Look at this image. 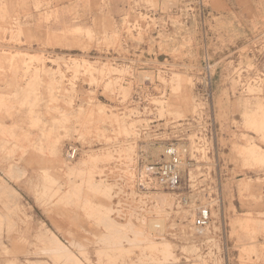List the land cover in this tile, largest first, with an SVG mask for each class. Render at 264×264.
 <instances>
[{"label": "rangeland", "instance_id": "rangeland-1", "mask_svg": "<svg viewBox=\"0 0 264 264\" xmlns=\"http://www.w3.org/2000/svg\"><path fill=\"white\" fill-rule=\"evenodd\" d=\"M183 142L204 229L136 185ZM0 217V264H264V0H0Z\"/></svg>", "mask_w": 264, "mask_h": 264}, {"label": "built area", "instance_id": "built-area-1", "mask_svg": "<svg viewBox=\"0 0 264 264\" xmlns=\"http://www.w3.org/2000/svg\"><path fill=\"white\" fill-rule=\"evenodd\" d=\"M151 80V77H147L145 82L150 84ZM211 80L212 74L196 81V87L194 86V89L197 97L201 99L209 97L212 99L213 92ZM202 104L203 107L199 109V116L194 115L193 118L195 119H189L179 124L182 133H188L193 125L197 124V120L201 122L204 117H206V110L210 109L205 103L202 102ZM198 132H200V129ZM200 137H202V135ZM189 155L192 156V151L189 153V147L186 142L164 146L158 160H154L147 153L146 155L143 154L139 159L141 167L136 185L141 192L146 194L153 192H167L174 194L176 197L175 205L177 206V209H189L188 211L191 213L190 220L192 221V227L196 229H204L211 224V209L208 206H202V204L199 206V202L197 203L195 198L197 195V193L195 194V190H192L191 185L185 187L184 164H187V157H189ZM193 206H195V208Z\"/></svg>", "mask_w": 264, "mask_h": 264}, {"label": "bare ground", "instance_id": "bare-ground-1", "mask_svg": "<svg viewBox=\"0 0 264 264\" xmlns=\"http://www.w3.org/2000/svg\"><path fill=\"white\" fill-rule=\"evenodd\" d=\"M174 1H175V0H174ZM168 5H169V4H168ZM142 79H143V78H142ZM216 105H217V104H216ZM12 112H13V111H12ZM23 113H24V112H23ZM23 115H24V114H23ZM23 117H24V116H23ZM23 117L21 116V118H23ZM34 117H35V116H34ZM19 118H20V117H19ZM26 119H27V117H26ZM35 120H36V119H35ZM17 123H18V122H17ZM25 123H26V122H25ZM20 124H21V123H20ZM5 127H6V126H5ZM36 145H37V144H36ZM160 156H161V155H160ZM132 168H133V167H132ZM132 170H133V169H132ZM134 170H135V169H134ZM133 172H134V171H133ZM130 174H132V173H130ZM128 180H129V179H128ZM132 181H133V179H132ZM54 183H55V182H54ZM6 184H7V183H6ZM93 185H94V184H93ZM55 187H56V185H55ZM132 187H133V186H132ZM91 189L93 190V188H91ZM58 193H60V192H58ZM166 193H167V192H159V193H154V192H153V193H151V194H153L154 196H156V195H159V196H160V195H163V196L161 197L160 200L158 199V201H162V202H164V203H167V202L169 201V199L167 198V196L164 195V194H166ZM73 194H75V193H73ZM168 194H170V193H168ZM9 195H10V194H9ZM157 197H158V196H157ZM59 200H60V199H59ZM158 201H157V202H158ZM162 202H161V203H162ZM159 203H160V202H159ZM65 204H66V203H65ZM10 208H11V207H10ZM8 210H10V209L8 208ZM211 217H212V214H211ZM0 218H1V217H0ZM2 220H3V219H2ZM191 222H192V221H191ZM2 225H3V224H2ZM2 225H1V226H2ZM2 227H3V226H2ZM45 233H46V232H45ZM49 233H50V232H49ZM49 236H50V235H49ZM52 236H53V235H52ZM42 238H43V237H42ZM53 238H55V237H52V239H53ZM148 238H149V237H148ZM148 238H147V241L149 240ZM43 239L46 240V238H43ZM49 239H50V238H49ZM49 239H48V240H49ZM141 239H142V238H141ZM144 239H145V238H144ZM40 240H41V239H40ZM48 240H47V241H48ZM53 240H54V239H53ZM43 241H44V240H43ZM49 241H50V240H49ZM55 241H56V238H55ZM138 241H139V238H138ZM142 241H145V240L142 239ZM142 241H140V242H142ZM40 242H41V241H40ZM45 242H46V241H45ZM45 242H44V244H45ZM136 242H137V241H136ZM140 242H138V243L140 244ZM152 242H153V241H152ZM50 243H51V242H50ZM50 243H49V244H50ZM54 243H55V242H54ZM134 243H135V242H134ZM149 243H150V242H149ZM166 243H167L168 245H170L168 242L165 241V244H166ZM58 244H59V243H58ZM60 244H61V243H60ZM135 244H136V243H135ZM135 244H134V245H135ZM144 244H145V243H144ZM47 245H48V244H47ZM54 245H55V244H54ZM140 245H141V244H140ZM149 245H150V244H149ZM50 246L52 247L53 245L51 244ZM50 246H49V247H50ZM56 246H58V245H56ZM56 246H55V249H53L54 246L52 247V249H53L54 252H62L63 255H65L64 253H68V251L66 250V248L63 247V245H62V246H59V247H57V248H56ZM135 246H136V245H135ZM135 246H134V247H135ZM137 246H138V245H137ZM46 247H47V246H46ZM139 247H140V246H139ZM150 248H151V246H150ZM150 248H149V249H150ZM49 249H50V248H49ZM52 249H51V250H52ZM45 250H46V248H45ZM47 250H48V249H47ZM43 251H44V250H43ZM128 251H129V250H128ZM154 251H155V250H154ZM47 252H48V251H47ZM47 252H46V253H47ZM46 253H45V254H46ZM55 254L58 255L59 253H58V254L55 253ZM40 255H41V253H40ZM60 255L62 256V254H60ZM70 255H71V253H70ZM73 256H74V255H73ZM54 257H55V256H54ZM66 257H68V256H66ZM68 258H69V257H68ZM56 259H57V258H56ZM73 259H75V258H73ZM73 259H72V260H73ZM59 261H60V257H59ZM65 261H66V260H65ZM74 262L77 263V261H74ZM40 263H41V262H40ZM42 263H43V262H42ZM66 263H67V262H66ZM70 263H71V262H70ZM34 264H35V263H34ZM58 264H59V263H58ZM67 264H68V263H67ZM72 264H73V263H72ZM79 264H80V263H79Z\"/></svg>", "mask_w": 264, "mask_h": 264}]
</instances>
